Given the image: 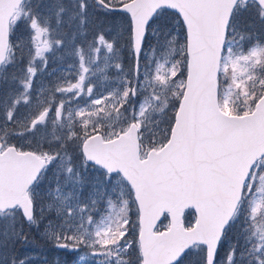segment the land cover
Here are the masks:
<instances>
[{
    "label": "snow or ice",
    "instance_id": "snow-or-ice-1",
    "mask_svg": "<svg viewBox=\"0 0 264 264\" xmlns=\"http://www.w3.org/2000/svg\"><path fill=\"white\" fill-rule=\"evenodd\" d=\"M41 243L264 264V0H0V264Z\"/></svg>",
    "mask_w": 264,
    "mask_h": 264
},
{
    "label": "rangeland",
    "instance_id": "rangeland-1",
    "mask_svg": "<svg viewBox=\"0 0 264 264\" xmlns=\"http://www.w3.org/2000/svg\"><path fill=\"white\" fill-rule=\"evenodd\" d=\"M41 253L44 254L41 255ZM31 255L34 256L36 264H44L45 260L47 261V264H54V260L58 255L60 256L61 260L64 259V255L62 253L46 250L42 243L39 245L37 252Z\"/></svg>",
    "mask_w": 264,
    "mask_h": 264
}]
</instances>
